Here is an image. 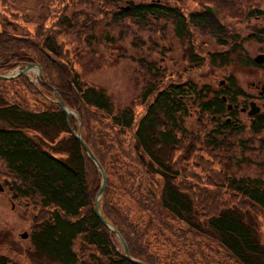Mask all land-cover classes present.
<instances>
[{
  "label": "trees",
  "instance_id": "trees-1",
  "mask_svg": "<svg viewBox=\"0 0 264 264\" xmlns=\"http://www.w3.org/2000/svg\"><path fill=\"white\" fill-rule=\"evenodd\" d=\"M3 1L8 15L15 14L9 9L18 13L25 8L20 3L23 0H0ZM45 1L51 3L53 0ZM101 1L108 3L111 0ZM114 1L117 9L112 12V24L126 20L141 24L149 20L172 22L177 38L187 43L189 61L195 62L193 65L197 68L206 64L207 59L211 66L220 68L235 62L264 68V64L259 65L247 56L243 47L244 40L250 38L264 43V26L250 25L252 33L244 39L235 25L228 27L222 22L224 18H234L240 23L264 19V0H208L207 4L212 5L216 16L204 10L188 11L176 0ZM52 10L45 9L46 14L51 16ZM64 12L57 15L56 24L74 28L69 14ZM0 23V70L30 62L40 64L42 88L51 95L56 93L67 106L79 112L83 127L88 129L83 139L108 174L102 212L128 244L131 257L148 264H159L147 250L150 239L143 225L144 216L132 215L124 202L126 197L138 204L142 214L152 215L158 224L164 225L162 214H167L182 225L176 229L188 233L192 240H208L192 243L187 241L189 237L179 235L183 246L197 245L205 264L215 262L211 254H217L220 249L223 259L217 254L220 258L215 264H264V243L256 218L254 220L249 211L234 205L224 206L218 212L200 218L192 194L177 182L181 171L174 164L176 153L181 152L180 136L188 133L186 121L194 114L213 120L214 127L207 133L213 146H222L226 132L234 136L245 133V126L237 118L238 106L249 103L251 97L245 94L233 76L228 77V84L221 90H214L209 84L199 86L191 79H170L165 83L160 79L158 69L153 70V65H149L150 79L139 97L144 112L136 114L131 105L116 108L102 87L84 81L80 73L63 59L64 50L54 35L22 33L6 16L0 19ZM194 32L211 36L224 50L209 52L207 57L197 53ZM6 83L18 85L24 92L39 94V90L23 75L0 79V163L10 176L12 198L33 199L36 209H48V215L38 218L33 225V253L60 264H87L81 260L83 253L80 251L91 248V264H134L119 252L113 241L114 234L93 210L94 184L99 187V174L71 131L70 126L76 129V119L71 115L68 122V115L59 105H23L4 93L2 85ZM259 98L264 100V95ZM252 117L247 132L258 136L264 130V114ZM92 122L112 133L110 143L101 145L103 152L97 139L92 141L95 136ZM126 131L132 134L129 145L120 138V133ZM117 173L121 174L120 183L114 185L111 176L115 177ZM148 173L158 175L162 180L160 198L151 187H147L145 175ZM229 181V190L264 215L263 179L229 178ZM157 230L163 235L158 226ZM172 232L178 236L175 229ZM10 263L7 256L0 254V264Z\"/></svg>",
  "mask_w": 264,
  "mask_h": 264
},
{
  "label": "rangeland",
  "instance_id": "rangeland-1",
  "mask_svg": "<svg viewBox=\"0 0 264 264\" xmlns=\"http://www.w3.org/2000/svg\"><path fill=\"white\" fill-rule=\"evenodd\" d=\"M170 1L173 2V0ZM207 1L176 0V3L183 4L184 9L188 11H205L206 6L210 5L207 4ZM20 3H23L24 10L16 13V10L9 9L11 13L15 14L8 15L3 7L5 1L0 2V19L6 16L10 23L18 25V30H21L22 33L54 35L58 43L62 45L63 59H66V63L74 67L88 84L102 87L110 95L116 108L131 105L136 114L144 112V106L140 104L139 97L150 79L148 67L153 65V70L158 69L160 79L165 83L170 79L175 81L191 79L199 86L209 84L214 90H221L224 85L228 84L226 82L228 77L233 76L239 87L251 97L248 102H256L260 107L259 113L264 114V100L259 99L261 92L264 95V68L246 66L238 62L220 68L211 66L210 62L207 63L208 59L205 61L206 64L197 68L193 65L195 62L189 61L186 41L177 38L174 33L175 25L170 21L149 20L147 23L141 24L133 20H126L112 24L110 22L113 16L112 12L117 9L114 0L108 3L101 0H59L58 2L53 0L51 3L45 0H23ZM52 8V15L49 16L50 13L46 14L45 9ZM62 11L69 14V20L74 24V28L67 26V29L63 28L61 24H56L58 22L57 15ZM47 15L49 17H46ZM224 20L222 22L228 27L235 25L244 39L252 33L250 25L264 26L263 18L242 23L234 18H224ZM194 33V45L196 44L195 51L197 53L207 57L209 52L224 50L211 36ZM243 47L246 55L253 59L264 54V43L255 39L244 40ZM22 68L24 65L20 64L9 70H0V73L12 75ZM41 74L40 76L37 69H32L23 75L29 78L30 82L39 90V94L24 92L22 87L9 83L2 85V90L8 97L15 98L25 106H35L36 103V105L43 103L49 107L59 105L57 94L54 93L56 96L51 95L52 93L50 94L42 88V70ZM244 107H247V110L242 111ZM68 109L76 119V132L81 130V136L84 138L88 129L83 127V120L79 112L73 107L68 106ZM249 109L250 105L247 102L246 105L238 106L237 118L245 126V133L234 136L226 132L221 147L213 146V143L207 138V133L214 127L211 118L201 114H194L188 118L185 126L188 133L180 136L181 152L176 153V163L174 164L181 171L177 182L192 194L196 209L200 212V218L218 212L224 206L234 205L243 211H249L254 220L256 218V226H258L261 241L264 243L263 213L243 197L228 189L229 178H260L264 180V144L262 142V140L264 141V130L258 136L247 132L253 118L248 114ZM92 126L95 135L92 141L97 139L99 148L103 152L104 147L101 145L110 143L112 133L100 128L97 123L92 122ZM131 136L129 131L120 133V138L125 145L131 143ZM93 154L100 162L99 157L94 152ZM99 155L102 154L99 152ZM115 159H117L116 151ZM100 164L107 175L100 200L102 205L107 196L109 179L105 166L101 162ZM97 171L99 187L94 184L95 193L92 206H94L101 186V173L98 169ZM120 175L117 173L115 177L111 176L114 185H119ZM9 177L7 170L1 164L0 254L7 256L11 260L10 264H60L44 255L33 253L31 246L33 225L36 223L35 220L48 215V209H36L33 199H13ZM145 178L147 187H151L157 198H160L162 187L160 176L148 173ZM119 193L120 189L118 188ZM120 198H123L121 194ZM124 202L130 207L132 215L144 216L142 218L143 225L148 230L150 239L147 250L156 257L159 264H205L197 245L183 246L180 242L183 239H180L179 235L189 237L190 239L187 238V241L192 243L208 240L201 238L192 240L188 233L176 229L182 225L168 217L167 214H162L165 223L161 225L153 219L152 215L142 214L135 201L126 197ZM129 215L131 214L129 213ZM157 226L163 235L158 232ZM171 229H175L178 236H174ZM24 233H27V238L22 237ZM113 234L114 244L119 252L123 253L122 241L115 233ZM126 245L128 247L127 243ZM212 246L218 249L214 244ZM80 253H83L81 260L91 264L90 254L93 253L91 248L87 251L81 250ZM217 254L223 259L221 249L217 251ZM217 254H211L215 262L220 258ZM226 261H228V257ZM215 262L211 264H215Z\"/></svg>",
  "mask_w": 264,
  "mask_h": 264
},
{
  "label": "water",
  "instance_id": "water-1",
  "mask_svg": "<svg viewBox=\"0 0 264 264\" xmlns=\"http://www.w3.org/2000/svg\"><path fill=\"white\" fill-rule=\"evenodd\" d=\"M205 11L213 16H216V12L214 11V8L210 5H207L205 8ZM254 61L258 64H263L264 63V54L262 55H258L257 57L254 58ZM36 68L40 74H41V66L39 64H34V63H27L25 65V67L22 70H18L15 74L12 75H3L0 74V79L3 80H9V79H13L16 78L18 76L24 75L26 72H29L31 69ZM264 91V88H263ZM60 105V107L66 112V114L68 115V122H69V117H70V110L67 108V106L65 105L63 100H59L57 101ZM251 109L249 110V115H254L257 114L260 111V107L257 106V104L255 102H251ZM229 108H231V105L229 106ZM245 110V109H243ZM70 125V123H69ZM72 133L74 134V136L78 139V141L81 143V145L83 146L84 150L86 151V153L88 154L89 158L91 159V161L95 164V166L97 167V169L100 171L101 173V186H100V191L95 199V203L93 206V210L95 212V214L97 215V217L100 219V221L103 223V225L105 227H107L111 232L115 233L120 240L123 243V248H124V257L129 260L130 262L134 263V264H147L139 259L133 258L130 256L129 253V249L126 245V242L124 240V238L122 237V235L118 232L117 229L114 228L113 224L108 220V218L103 214L101 207H100V200H101V196L103 194L105 185H106V181H107V175L106 172L104 170V168L102 167V165L100 164L99 160L97 159V157L93 154L92 150L90 149V147L88 146V144L84 141V139L81 136V130H78L77 132L70 126ZM23 238H27V233L22 234Z\"/></svg>",
  "mask_w": 264,
  "mask_h": 264
}]
</instances>
